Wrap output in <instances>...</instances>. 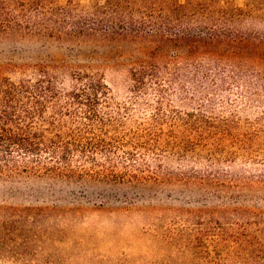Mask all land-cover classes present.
I'll return each instance as SVG.
<instances>
[{
	"label": "rangeland",
	"instance_id": "374dc122",
	"mask_svg": "<svg viewBox=\"0 0 264 264\" xmlns=\"http://www.w3.org/2000/svg\"><path fill=\"white\" fill-rule=\"evenodd\" d=\"M103 1L52 4L87 10ZM231 1L250 10L240 29L259 42L211 48L233 60L217 66L199 59L201 84L181 87L179 75L169 73L159 120L164 131L176 129L175 137L163 152L143 154L158 176L132 182L0 176V208H40L46 215L37 228L49 234L50 264H243L236 251L248 258L252 246L238 249L227 238L237 232L253 239L254 254L264 249V0ZM154 48L98 38H3L0 76L16 80L41 64L90 72L102 78L110 109L131 128L155 114L157 91L150 86L134 96L128 64ZM63 84L71 85L67 78ZM185 140L191 146L184 148Z\"/></svg>",
	"mask_w": 264,
	"mask_h": 264
},
{
	"label": "trees",
	"instance_id": "16d2710c",
	"mask_svg": "<svg viewBox=\"0 0 264 264\" xmlns=\"http://www.w3.org/2000/svg\"><path fill=\"white\" fill-rule=\"evenodd\" d=\"M249 15L250 10L231 0H104L87 10L52 0H0V39L154 43L150 56L128 64V74L134 96L150 86L157 91L151 119L126 128L119 112L110 109L102 78L90 72L41 64L16 80L0 76V176L110 182L158 176L160 170L151 171L143 154L163 152L175 137L176 129L164 131L159 120L165 88L173 82L169 73L179 75L181 87L185 82L201 84L199 59L217 66L233 60L213 54L211 48L259 42L240 29ZM66 78L71 83L67 88ZM184 144L187 148L192 143ZM45 216L40 208H0V264L51 263L49 234L37 228ZM227 238L240 250L252 246L248 258L236 251L243 264H264V249L254 254L253 239L243 232Z\"/></svg>",
	"mask_w": 264,
	"mask_h": 264
}]
</instances>
